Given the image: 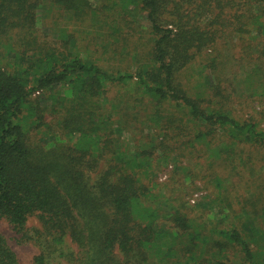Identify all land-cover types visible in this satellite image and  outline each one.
Here are the masks:
<instances>
[{
  "label": "trees",
  "instance_id": "trees-1",
  "mask_svg": "<svg viewBox=\"0 0 264 264\" xmlns=\"http://www.w3.org/2000/svg\"><path fill=\"white\" fill-rule=\"evenodd\" d=\"M127 2L121 0L125 15ZM135 2L149 23V49L144 60L135 54L141 61L135 72L115 74L78 52L60 50L52 35H43L52 7L83 18L92 11L90 0H0V218L27 240L28 220L37 218L33 238L41 250L33 264L61 257L75 264H157L154 254L162 264L180 246L171 240L186 236L191 240L184 254L197 248V231L172 233L161 226V209L148 188L157 171V145H122L121 132L131 119L126 113L114 119L106 106L110 88L133 85L154 102L156 113L164 103L184 111L207 128L194 141H218L215 154L223 165L230 162V140L264 145L263 128L204 107L178 81L220 40L241 46L240 53L230 52V64L264 62V0ZM40 8L49 12L43 18ZM39 91L44 100L31 99ZM182 125L177 132H185ZM262 212L254 216L264 222ZM185 216L173 215L182 229L188 228ZM246 231L248 236L237 229L220 235L239 249L243 264H264V227L254 224ZM66 238L76 251L66 248ZM0 264H20L1 232Z\"/></svg>",
  "mask_w": 264,
  "mask_h": 264
},
{
  "label": "rangeland",
  "instance_id": "rangeland-1",
  "mask_svg": "<svg viewBox=\"0 0 264 264\" xmlns=\"http://www.w3.org/2000/svg\"><path fill=\"white\" fill-rule=\"evenodd\" d=\"M90 1L92 11L83 18L59 6V9L52 7L51 17L47 14L42 23L43 35H52L60 50L78 52L115 74L135 72L141 62L138 58L144 60L149 49L151 34L146 14L138 13L135 0H128L126 15L120 9L121 0ZM44 12L49 13L40 8L38 15L43 18ZM230 52L240 53L241 46L220 40L215 48L198 55L179 74L178 81L189 95L201 97L204 107L228 112L238 121H251L257 128L264 129V62L236 59L237 63L230 64ZM216 58L225 60L224 65L219 62L215 66L213 60ZM126 94L130 99L124 102L120 96ZM37 98L43 101L44 92L31 96V99ZM107 98L106 106L112 108L114 119H119L123 113L131 119L127 129L122 132L123 127L119 129L124 147L134 148L145 143L157 145L154 160L157 171L148 188L155 198L154 205L161 209V226L172 233H199H196L199 238L193 255L182 251L190 244V238H173L171 242L178 241L182 247H175L162 264H243L239 249L225 241L220 232L237 229L248 236L247 226L264 227L263 220L254 216L262 214L264 209V145L230 140V162L223 165V159L215 154L218 141H194L195 135L207 128L187 118L184 111L176 110L172 104L164 103L161 112L156 113L154 102L143 98L133 85L114 86ZM181 124L185 126L184 133L177 132ZM223 140L229 142L227 137ZM176 212L186 215L187 229L175 222ZM27 227L29 240L0 218V232L20 264H33L41 250L35 240V229L40 228L37 218L31 217ZM65 245L67 249L77 250L69 238ZM152 259L161 264L156 254ZM52 262L75 264L65 257Z\"/></svg>",
  "mask_w": 264,
  "mask_h": 264
}]
</instances>
